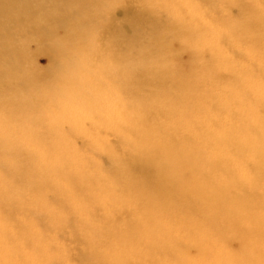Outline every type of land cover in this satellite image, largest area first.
Returning a JSON list of instances; mask_svg holds the SVG:
<instances>
[{
    "label": "rangeland",
    "instance_id": "obj_1",
    "mask_svg": "<svg viewBox=\"0 0 264 264\" xmlns=\"http://www.w3.org/2000/svg\"><path fill=\"white\" fill-rule=\"evenodd\" d=\"M71 1L73 0H60V6L55 12L39 9L37 14L30 16V19L40 20L41 23L38 25L34 24L30 29L23 30L21 33H17L14 31L15 29L10 28L12 33H16L11 36L14 43L22 45L24 48L23 58L21 57V65L23 64L25 67L24 75L27 76L29 74V80L34 79L36 82H41V85L47 83L44 86L34 87L29 93L26 92L25 97L32 104V107L38 110L36 113L41 112L45 115L49 112L56 113L52 107H56L57 104L60 107H65L63 104L65 102L70 103L77 109L87 110L93 105H98L99 107L101 105V108L106 107V110L103 113L94 112L93 115H90L91 118L79 117L71 124L63 122L62 127H60L76 128L78 133L61 132L59 128L53 130L52 135L43 134L44 130L42 128L32 131L31 133H35L38 140H41V145L37 148L36 157L42 165L36 167L37 171L28 170V178L32 177V172L35 173L34 178L36 179L31 181L29 179L10 183L7 182V179H3L8 185L10 199H6L5 205L3 204L2 208H0V215L5 217L11 225L12 231L7 234L8 244H17L23 240L16 233V230L23 226V205L30 203L39 205L43 201L52 209L68 211L71 207L69 197V193H71L72 198L78 202L82 201L91 209L88 214L94 226L87 229V234H82L75 226V217H73L70 231L66 230L57 235L55 240H51L50 234L54 232V229L50 226L51 217L44 212L37 214L33 211L31 213L35 217L41 232L49 237V250L55 254L52 256L50 264H64L65 260H67L68 264H114L111 256L117 258L118 252L126 253L125 251H130V248L127 250L128 245L122 243V241H113L111 235L116 239L124 230L125 222L132 221L135 223L141 217L138 215L137 217L134 216L136 213L135 208L138 205H135L133 200H122L118 196L119 192L122 191V186H116L113 183L104 185L101 182L105 178L104 175H100L102 173L100 167L99 172H97L95 161L98 160L100 164L102 153L100 148L113 145L114 140L117 139L116 134L113 133L111 135L106 129H103L105 115H113L116 126L120 125L119 117L121 116L130 118L133 123L136 121L131 115V106H124L119 101V95L115 91L111 95L109 93L108 96L98 97L107 89L109 90L110 84L105 81L106 76L110 77L116 74L115 78L118 79L120 77V71L117 66L113 71H108L109 73L105 69V62L108 58L112 61L119 59L118 51L116 50L117 47L121 48L119 39L117 41L107 40L103 38L104 36H102L100 31V24L106 18H109L108 15L104 12V8H96L95 6L88 9L92 12L93 17L89 13L86 14L87 10L84 7L78 10H71L69 8ZM146 1L149 3V8L153 13V15L150 13V15H147L148 19L151 20H147V24L155 23L158 27L177 28L182 21L189 19L190 21L185 26L188 25L193 36L196 28H200L201 31L204 29L211 34L204 40H201V37H197V35L186 39L174 37L170 42L171 47L164 49L162 55L156 59V62L164 65L168 73L180 76H188L194 72V69H196L195 73L201 71L197 70L198 68L202 70L208 68L220 75L217 79L214 78L212 80L203 77L205 83L199 88L200 95L206 94L209 96L206 99V103L198 101L200 99L197 98L193 100L195 109L191 116L193 117L194 126L182 125V120L178 116L179 111H176L175 114L165 112V117H158L157 120L160 122L165 121L162 123L164 130L171 131L172 127H175L178 128L177 131L180 134L196 140L199 145L201 162L206 163L203 167L205 172L203 170L202 172L206 173L212 182L209 184L223 182L225 178L228 179L232 183L230 186L231 193L235 194V197L239 200L243 198L248 208H251V214L258 217V221L254 216L241 218L240 214H237L233 217V222L238 224L242 233L233 234L232 230L226 228L225 231L214 229V232L207 230L206 232H199V230L190 232L191 228L188 226L185 229H178L172 225L168 226V231L174 233L177 236L176 239L183 242V249H185L186 242L193 239L201 243L204 246L201 248L206 251L207 259L224 260L226 259V253L238 251L239 248L246 251L244 253L246 260H251L259 254L260 247L264 245V241L248 242L247 245H244V238L247 237V233L243 229L254 227V223H256L259 224L260 232H264V183L256 181L251 175V166L254 164L251 152L243 150L238 153L236 146L222 142L221 139L226 136V140L229 142L241 143L254 136L261 138V129L264 128V102H261L257 96L255 98L254 93L259 89V84L264 82L258 80L264 74V70H262L264 68V51L260 49L257 53L251 54L250 49L244 44L234 40H229V42H219L217 40V35H221L219 33L226 34L227 28L234 26L232 20L237 13V7L235 6H232L229 13L220 10L221 8L210 11L208 10L209 7L207 9V2L204 0H193V3L199 6L198 8H181L179 16H170L164 11L151 7L150 0ZM262 1L264 2V0ZM236 3L241 5L243 9L252 8L264 17V12L261 11L264 7L256 5L257 0H235L233 4L236 5ZM101 5L105 7L104 0L101 1ZM134 7L136 8V6ZM112 17L118 23L121 20V11H114ZM93 23L95 25H91ZM7 27H13V24L10 23ZM78 42L82 45L79 46V49H76L74 45ZM193 42L203 49L201 53L192 50L190 45ZM88 46L94 48L95 52L93 54L86 52ZM63 58L66 59L64 60L66 61L65 63H63ZM72 63L80 64L83 69L82 72H77L80 75L77 79L82 82L80 86L81 93L64 98L65 101L64 99H59L56 95H52L53 92H56L53 90H56V87L52 85L54 82L49 83V80H54L62 75L72 74L74 67ZM19 64L20 61L17 60L14 66L13 63L8 62H5L4 65L15 67L20 66ZM153 65L154 63H152ZM237 69L239 71L245 69H253L255 71L251 75L253 78L250 79L254 83L244 87L245 93L253 95L252 98L249 97L248 101L241 95V88L238 89L237 87L242 81V76L237 74ZM232 76L237 78V86L230 87L231 95L230 93L225 95L220 88L224 87L223 83L230 82ZM19 88L24 91L28 89H24L21 86ZM80 94L81 96H79ZM180 96L181 93H176V97ZM213 103L217 104L213 105ZM258 105L262 106L259 119L254 118L252 113L253 110L258 109ZM196 107L199 108L196 109ZM15 108L17 109V107ZM255 116L257 117V115ZM73 118L75 119L76 116H72L70 118L71 121ZM178 121L181 124H175ZM61 122L62 120H57V123ZM44 124L46 127L44 129L46 130L55 126L52 118H47ZM33 125H36V123H33ZM137 131L138 129L136 128L135 132L130 134L137 135ZM233 136L235 138H231ZM17 139L24 143L25 138L23 136H19ZM94 140L98 142L99 147L93 143ZM52 146L54 147V154L58 158H62L66 165V169L62 170L59 176L50 172L51 169L57 168L58 170L55 157L47 161L44 160V155ZM221 150L225 153L230 152L228 162L224 163V166H227V171L222 165H220L223 167L221 169L208 166L215 162L212 160L216 159V155ZM103 152L109 156L112 155L111 149L108 147ZM79 154H84L83 160L77 158ZM7 168L6 166L3 167L1 174L6 173L8 171ZM182 176L185 180H189L191 173L185 168L182 171ZM199 176L205 178V175L200 172ZM69 179L80 186H77V189H70L63 183L69 181ZM251 179H254V181H251ZM34 180L38 181L36 183L37 186L29 187L28 182L31 183ZM40 198L43 200H40ZM230 204L233 205V203ZM170 207L179 214H188L194 222L198 223L196 228H206L208 226L207 220L212 216V213L208 211L207 203L196 199H194L193 213L190 212V208L188 210L186 205ZM202 219L204 220L201 221ZM216 221L219 222L218 226H223L222 223L226 219L218 217ZM224 226L228 225L225 224ZM216 232L222 234L221 236L224 235L226 240H221V236ZM13 233L15 234L13 235ZM204 241L208 242L204 243ZM30 243L31 241L29 240L28 244L25 243V246L30 247ZM166 243L168 245L162 248L170 251L172 255L168 256L174 258L175 250L169 247L168 241ZM106 244L113 246L111 251L105 249ZM117 244H120V246ZM172 244H175V242ZM59 245H62V247ZM244 246L248 249L246 250ZM158 247L161 246L158 245ZM251 247L257 249L255 254L249 253L250 250L252 251ZM162 248L156 249L158 254L153 253V259H156L158 255L165 254Z\"/></svg>",
    "mask_w": 264,
    "mask_h": 264
},
{
    "label": "bare ground",
    "instance_id": "obj_2",
    "mask_svg": "<svg viewBox=\"0 0 264 264\" xmlns=\"http://www.w3.org/2000/svg\"><path fill=\"white\" fill-rule=\"evenodd\" d=\"M59 1L0 0V174L3 167H8V171L2 175L3 179H7V182L10 183L36 179L34 178V172H32L31 178L27 177L28 170L37 171L36 167L42 165L36 157L37 148L41 145V140H38L35 133H31L32 131L42 128L44 130L43 134L52 135L53 130L59 128L61 132L78 133L76 128L60 127H62L63 122L71 124L79 117L91 118L90 115H93L94 112L103 113L106 110V107L101 108V105L100 107L93 105L87 110L77 109L70 103L65 102L63 103L65 107H60L58 104L56 107H52L56 113L49 112L45 115L41 112L36 113L38 110L34 109L25 97L26 92L29 93L34 87L44 86L47 83L41 85V82H36L34 79L29 80V74L27 76L24 75L25 67L23 64L21 65L24 48L22 45L14 43L11 36L16 33H12L10 28L15 29L14 31L17 33H21L23 30L30 29L34 24H40V20H31L30 16L37 14L39 9L55 12L60 6ZM101 1L73 0L69 8L78 10L84 7L87 10L86 14L89 13L91 16L92 12L88 10L90 7L104 8V12L109 18H106L100 24L103 38L112 41L119 39L121 41V48L117 47L116 50L118 51L119 59L112 61L108 58L105 62V69L109 73L108 71H113L117 66L120 71V77L118 79L115 78L116 74L110 77L106 76L105 81L110 84L109 90L107 89L98 97L108 96L109 93L111 95L115 91L119 95V101L124 106H131V115L136 121L133 123L130 118L121 116L119 117L120 125L116 126L113 115L104 116L103 129H106L111 135L113 133L116 134L117 139L114 140L113 145L103 146V150L107 147L110 148L112 155L101 153L99 167L105 178L101 182L104 185L113 183L116 186H122V191L119 192L118 196L122 200H133L135 205H138L135 208L136 213L134 216L137 217L138 215L141 217L135 223L132 221L125 222L124 230L116 239L111 235L113 241H122V243L128 245L127 250L130 248V251H125L126 253L118 252L117 258L113 256L111 258L114 264H154L153 253L157 255L156 249L165 248L168 245L166 241L175 242L179 249L191 256L203 255L206 257L205 249L201 248L204 246L195 239L186 242L185 249H183V242L177 240V236L168 231V226L172 225L178 229H185L188 226L191 228L190 232L193 230L214 232V229L219 231L228 229L232 230L233 234L242 233L238 224L233 222V217L237 214H240L241 218L253 217L254 215L251 214V208H248L243 198L239 200L235 197V194L231 193L230 186L232 183L228 179L225 178L223 182L209 184L212 182L210 177L204 173L203 167L206 163L201 162L197 141L180 134L177 131L178 128L172 127L171 131L164 130L162 123L165 121L160 122L157 118L165 117V112L175 114L176 111H179L178 116L182 120V125L194 126L193 117L191 116L195 109L193 100L197 98L200 99L198 101L206 103V99L209 96L206 94L200 95L199 88L205 83L203 77L212 80L214 78L217 79L220 75L208 68L204 70L198 68L197 70L201 71L195 73L196 69H194L192 74L180 76L168 73L164 65L156 62V59L162 55L163 50L171 47L170 42L174 37L186 39L193 36L188 25L185 26L190 21L189 19L182 21L177 28L158 27L155 23L147 24V20L151 21L147 15H153V13L146 0H104L105 7L101 5ZM204 1L207 2L206 6L207 9L209 7L208 10L210 11L221 8L220 10L229 13L232 6L237 7V13L232 20L234 26L228 27L226 34L219 33L221 35H217L219 42L234 40L246 45L250 49L251 54L257 53L260 49L264 51V17L259 15L257 11L250 7L243 9L238 3L234 5L233 2L235 0ZM256 5L264 7V2L257 0ZM116 10L121 11L119 24L112 17L113 12ZM10 23L13 24V27H7ZM196 35L197 37L200 36L201 40H204L211 34L209 31L206 32L204 29L201 31L200 28H196L194 36ZM80 45L82 44L78 42L74 46L79 49ZM92 46H88L86 52L93 54L95 51ZM17 60L20 61V66L11 67L10 65H4L5 62H8L13 63L14 66ZM64 60L66 59L63 58V63L66 62ZM152 63H154L153 66ZM72 65L74 66L72 74L62 75L54 80H49V83L54 82L52 85L56 87V90L52 89L59 92H53L52 95L58 96L59 99L81 93L80 86L82 82L77 79L80 76L77 72H82L83 69L80 64L72 63ZM254 72L253 69L242 71L237 69V74L242 76V81L237 86V78L235 76H232L230 82H225V80V83H223L224 87L220 88L222 93L225 95L230 93L231 95L230 87L237 86L238 89L241 88V95L248 101L249 97L252 98L253 95L245 93L244 87L254 83L250 80L253 78L251 75ZM260 77L262 78L258 80L264 81V74ZM19 86L28 89L24 91ZM261 90V84H259V89L254 93L255 98L256 96L257 98L260 97ZM178 92L181 93L180 97H176ZM216 104L213 103V105ZM261 107V105H258V109L252 111L254 118L259 119L262 111ZM198 108L196 107V109ZM74 115L76 118L71 121L70 118ZM47 118H52L55 125L48 130L44 129L46 128L44 123ZM58 119L62 120V122L57 123ZM154 119L155 121H153ZM169 120L171 121V119ZM33 123H36V125H33ZM175 124L179 125L181 122L178 121ZM182 125L181 127H183ZM136 128L138 129L137 135L130 134L135 132ZM16 136H23L25 138L24 143L19 141ZM259 140L256 136L241 143L229 142L226 140V136L221 139L222 142L236 146L238 153L243 150L251 152L254 158V164L251 166V175L256 181L264 183V163L261 162L257 149ZM113 153L122 157L120 167L114 165ZM229 155L230 152L225 153L221 150L216 155V159L212 160L215 162L208 166L219 169L224 167L227 171V166H224V163L228 162ZM53 157L56 159L58 170L55 168L51 169L50 172L59 176L62 170L66 169V165L62 158H58L54 154V147L52 146L44 155V160L47 161ZM185 168L191 173L189 180H185L182 176V171ZM199 172L204 174L205 178L200 177ZM251 181H254V179H251ZM36 183H38L37 180L31 183L28 182V186L36 187ZM63 183L70 189H77V186H80L71 179ZM194 199L207 203L208 211L212 213V216L207 220L209 227L196 228L198 223L194 222L188 214H179L170 207L186 205L188 210L190 208V212L193 213ZM40 200L43 199L40 198ZM5 203L6 199L0 203V208ZM230 203H233V205ZM218 217L226 219L222 223L223 226L217 225L219 223L216 221ZM254 217L258 221V217ZM225 224L228 226H224ZM243 230L247 233V237L244 238V245H247L248 242L264 241V232H260L259 224L254 223V227ZM16 233L28 244L29 230L26 227L20 226ZM216 233L219 236L222 235L218 232ZM220 239L226 240L224 235ZM29 245L31 247V243ZM117 245L120 246V244ZM158 245L161 247H158ZM105 247L106 250L111 251L113 246L106 244ZM244 247L246 250L248 249L246 246ZM164 248L162 250L165 251V254L172 255L170 251ZM251 248L252 251L250 250L249 253L255 254L257 249L255 247ZM245 252L244 249L238 248V251L231 253L232 258L236 259L242 256L246 260Z\"/></svg>",
    "mask_w": 264,
    "mask_h": 264
},
{
    "label": "clouds",
    "instance_id": "obj_3",
    "mask_svg": "<svg viewBox=\"0 0 264 264\" xmlns=\"http://www.w3.org/2000/svg\"><path fill=\"white\" fill-rule=\"evenodd\" d=\"M150 6L164 11L170 16H179L181 8L192 9L199 7L193 3V0H150ZM261 11L264 12V8ZM190 47L197 53L203 51L195 42L191 43ZM261 89L259 99L261 102H264V82H261ZM93 143L99 147L97 141L94 140ZM257 149L261 162L264 163V128L261 129V138L257 144ZM100 150L103 152V148H100ZM77 158L83 160L84 154H79ZM95 163L97 165V172H99V161L97 160ZM113 163L116 167H120L122 157L116 156L113 153ZM100 175H103V173H100ZM69 197L71 207L68 211H57L43 201L39 205L35 203L23 205L24 217L22 218V223L29 230L28 239L31 241V247H26L23 240L17 244H8L7 234L12 231L11 225L5 217L0 215V264H50L51 258L55 254L49 250V237L41 232L35 217L31 215L33 211L37 214L44 212L51 217L50 226L54 229V232L50 234L51 240H55L57 235L66 230L70 231L73 217H75V226L82 234H87V229L94 226L88 214L91 209L82 201L78 202L72 198L71 193H69ZM5 199H10L9 188L3 180V175L0 174V203ZM59 246L62 247V245ZM169 247L175 250V257L171 258L167 254L158 255L154 264H264V245H261L259 254L251 260H245L242 256L233 259L231 253H226V259L224 260L207 259L203 255L191 256L171 242H169ZM64 264H68L67 260L64 261Z\"/></svg>",
    "mask_w": 264,
    "mask_h": 264
}]
</instances>
